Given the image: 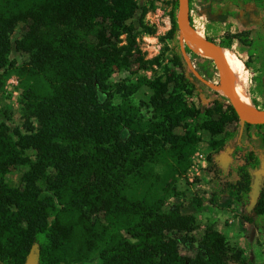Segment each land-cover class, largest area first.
<instances>
[{
	"label": "trees",
	"instance_id": "1",
	"mask_svg": "<svg viewBox=\"0 0 264 264\" xmlns=\"http://www.w3.org/2000/svg\"><path fill=\"white\" fill-rule=\"evenodd\" d=\"M149 7L141 6V21ZM139 8L138 0H0V89L16 76L23 118V131L10 132L0 121V264H21L34 250L38 264H85L94 256L99 264H228L226 237L211 227L194 257L180 254L173 235L184 232L180 240L186 242L194 217L178 206L169 211L163 206L180 193L178 181L201 139L198 129L219 134L238 116L229 103L223 108L216 101L192 123L199 121L200 110L185 100L182 91L191 90L181 74L109 85L121 54L135 48L127 21ZM177 11L173 0L169 31L174 35L179 34ZM27 19L32 22L15 48L29 57L17 64L9 58L10 37ZM189 20L193 26L190 15ZM121 35L125 44L117 46ZM246 35V30L226 32L217 44L231 50L232 41L244 42ZM185 47L192 60L212 63ZM142 85L152 92L147 103L135 104L131 96ZM116 95L119 102L113 101ZM141 103L151 109L149 115ZM243 126L257 132L264 124ZM29 148L33 159L25 153ZM259 150L245 148L235 167L238 178L228 194L237 202L250 196L264 144ZM18 165H28L23 192L5 181L9 167ZM251 213L264 221V177ZM235 258L243 263L239 252Z\"/></svg>",
	"mask_w": 264,
	"mask_h": 264
},
{
	"label": "rangeland",
	"instance_id": "2",
	"mask_svg": "<svg viewBox=\"0 0 264 264\" xmlns=\"http://www.w3.org/2000/svg\"><path fill=\"white\" fill-rule=\"evenodd\" d=\"M150 1L152 5H150ZM172 2L173 0H138L140 8L127 21L134 28L133 31L136 35L135 48L130 54H121L120 63L117 67H114L108 82L109 85L126 80L135 82L141 77L147 79L159 77L161 80H165L168 76L181 74L187 79L186 88L191 90L190 93L182 91L185 100L188 104L194 105L200 110L201 117L199 121H192L196 124L204 117L206 110L214 107L216 101L221 102L223 108L229 102L222 98L224 95L220 89L221 79L214 63L192 60L186 51V41L179 34L170 33ZM144 4L151 7H149V11L141 21V6ZM201 4L202 1H199L191 17L193 27L197 32L199 31L200 36L211 38L215 41L213 43L217 44L226 32L247 31L244 42L234 39L231 45L232 51L227 50L229 54L230 52L234 54L236 62L239 63L238 59H242V55H240L238 48L241 45L237 44L249 47L250 56L246 60H241L246 70L243 73L240 67L238 71L240 70L239 74L243 78L245 91L250 96L251 84H253L250 81L253 79V76H251L252 56L256 58V62H260L264 70V0H223L222 5L227 10V16H224L222 21L218 22L211 18L214 14L206 13L207 7ZM248 13H251V15L257 13L256 16L263 17L260 23L257 19L255 24H252V29L237 30L233 23L226 24L227 19L238 20V18H244L243 16L246 17ZM188 14L190 15L189 9ZM31 22L32 19L19 21L11 34L12 45L9 58L17 64L28 60L29 56L26 52L15 48V41L27 32ZM237 24H239L238 21ZM144 26L153 30V33H146ZM124 37V35H121V41H115L117 46L125 44ZM197 68L204 69L205 74L203 76L199 75L196 71ZM2 70L0 68V72ZM16 80L15 75L9 76L0 89V121L5 120L9 125L10 132L14 128L23 131V118L19 103L21 92L17 89ZM173 87L174 82H170L169 90ZM151 92L152 90L148 86L142 85L131 96V99L135 104H140L141 101L147 103ZM262 94L264 97V90ZM113 101L119 102V95H116ZM258 104L264 107V98L260 103L257 102ZM140 108L145 115L150 114L151 109L147 105L141 103ZM3 110L6 111V114ZM213 119H218V115H214ZM34 122L37 124L36 121ZM177 130L183 132V128H177ZM198 134L201 139L191 156L190 166L180 177L177 184L180 193L177 196H170L163 206L165 211L178 206L181 213L190 214L194 217V229L187 233L186 242L180 240L184 237V232H176L173 235L178 241L180 254L194 257L205 229L211 227L220 231L226 237L229 250L228 264H258L264 260V221L261 217L254 216L251 213V207L255 201L254 188H252L248 198H242L238 202L228 193L230 186L238 178L235 167L242 163L243 150L245 148H255L259 152L264 140L262 137H256L254 127L246 128L240 120L224 123L222 133L211 135L205 129H198ZM216 141L222 143L218 146L212 145ZM25 153L31 159L34 158V149L29 148ZM259 156L260 159L263 157L260 154ZM262 161H264L263 158ZM27 170L28 165L9 167L5 174V181L10 187L23 192L25 183L22 177ZM255 178L254 176L253 181ZM44 193L49 192L44 191ZM101 216L102 214H100ZM34 247L37 249L36 245ZM235 252H239L243 263L236 260ZM99 263L100 260L94 256L85 264Z\"/></svg>",
	"mask_w": 264,
	"mask_h": 264
},
{
	"label": "water",
	"instance_id": "3",
	"mask_svg": "<svg viewBox=\"0 0 264 264\" xmlns=\"http://www.w3.org/2000/svg\"><path fill=\"white\" fill-rule=\"evenodd\" d=\"M177 4H178V11L175 17H176V24L179 30V35L184 40H187L193 45L199 47L202 51V53L199 54L208 57L212 60L220 75L221 92L227 98L229 104L234 109L235 113L238 116V119L242 123L245 122L252 125L264 124V108L255 107L253 104L251 106H244L239 103L234 91L235 90L234 72L227 64L225 59L222 57L221 53L216 49V46L213 44V42L200 36L197 30L190 24L189 14H188V0H177ZM187 46L191 50H193L188 44ZM262 174H263V168L261 166L260 169L254 173V176L256 178L252 183V188H254L253 191H254L255 199L259 191ZM23 264H38L37 250L31 251L29 255L26 257V260L24 261Z\"/></svg>",
	"mask_w": 264,
	"mask_h": 264
},
{
	"label": "crops",
	"instance_id": "4",
	"mask_svg": "<svg viewBox=\"0 0 264 264\" xmlns=\"http://www.w3.org/2000/svg\"><path fill=\"white\" fill-rule=\"evenodd\" d=\"M199 1H202L201 5H205L207 7V10H205L206 13H209V14H212V15L214 14L213 17L211 16V18H214V20L216 22L222 21L223 17L227 16V13H226L227 10H226V8L224 9L223 5H222L223 4V0L221 2H219L217 0L216 1L192 0L191 1V7H190V16L191 17H192V12L194 11L195 6L198 5ZM248 14H247V16H248ZM256 15H257V13H252V15L250 13L248 17L246 16L247 19H249L248 22H247L245 16H243L244 18H242V17L238 18V20H236V19H234V20L233 19L232 20L227 19L226 24L233 23L237 27L236 28L237 30H239V29H252V27H253L252 24H255L257 19L259 20V23H260V21L263 18L262 16H261V18H259ZM202 16H204V15L202 14ZM237 21L239 22V24H237ZM237 45H241L238 48V51L240 52V55H242V57H241L242 59L241 60H246L250 56V52L248 50L249 47L244 46V45L239 44V43ZM252 59H253V61L252 62L250 61V62L252 64V66H253V67H251V71H252L251 76H253V79H251L250 81L253 84H251V89H250L251 91H250L249 98L253 97L256 100V102L260 103L263 100V98H264L263 94H262V91L264 90V77H263L264 70H263L262 66L260 65V62H256L255 61L256 58L254 56H252ZM241 60L238 59L239 64L241 63L240 67L242 69V72L244 73V71L246 70V67L244 66V63ZM261 85H263V86H261ZM258 106H259V104H258ZM259 107L260 108H264V107H261V106H259ZM255 131H256V129H255ZM256 134H255L256 137H258V136L262 137V139L264 140V126H261L257 130ZM262 158L264 159V157H262ZM261 166L263 168V174H264V161L261 162ZM263 177L264 176H262V178Z\"/></svg>",
	"mask_w": 264,
	"mask_h": 264
},
{
	"label": "bare ground",
	"instance_id": "5",
	"mask_svg": "<svg viewBox=\"0 0 264 264\" xmlns=\"http://www.w3.org/2000/svg\"><path fill=\"white\" fill-rule=\"evenodd\" d=\"M185 41L193 50L197 51L198 53H202V51L199 47L193 45L192 43H190L187 40H185ZM214 45L216 46V49L221 53L222 57L225 59L227 64L230 66V68L234 72V76H235V90L234 91H235V95H236V98L238 99L239 103L244 105V106H251L252 102H251L248 94L245 91V88L243 85V78L239 74L240 70L238 71L241 63L239 64L238 62H236V59L234 58V54L231 52L229 54V52L226 48L221 47L220 45H217V44H214ZM223 49H225V50L223 51ZM234 64L237 66V75L235 72Z\"/></svg>",
	"mask_w": 264,
	"mask_h": 264
},
{
	"label": "built area",
	"instance_id": "6",
	"mask_svg": "<svg viewBox=\"0 0 264 264\" xmlns=\"http://www.w3.org/2000/svg\"><path fill=\"white\" fill-rule=\"evenodd\" d=\"M15 83H17V80H16V82Z\"/></svg>",
	"mask_w": 264,
	"mask_h": 264
},
{
	"label": "flooded vegetation",
	"instance_id": "7",
	"mask_svg": "<svg viewBox=\"0 0 264 264\" xmlns=\"http://www.w3.org/2000/svg\"><path fill=\"white\" fill-rule=\"evenodd\" d=\"M24 263V262H23ZM23 263H21V264H23Z\"/></svg>",
	"mask_w": 264,
	"mask_h": 264
}]
</instances>
